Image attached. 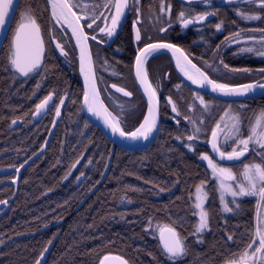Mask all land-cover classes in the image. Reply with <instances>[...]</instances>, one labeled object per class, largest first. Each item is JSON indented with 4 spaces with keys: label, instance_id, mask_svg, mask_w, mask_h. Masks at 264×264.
Returning a JSON list of instances; mask_svg holds the SVG:
<instances>
[{
    "label": "trees",
    "instance_id": "obj_1",
    "mask_svg": "<svg viewBox=\"0 0 264 264\" xmlns=\"http://www.w3.org/2000/svg\"><path fill=\"white\" fill-rule=\"evenodd\" d=\"M237 4L228 2L215 8L217 15L207 35L210 48L202 43L191 52L208 60L219 56L229 68L252 71L263 67L264 61L233 56V48L216 52L217 46L226 44L225 38L236 31L264 29V11L260 20L247 23L235 14ZM45 6V0H20L13 25L21 9L27 7L42 19ZM221 21L218 31L215 25ZM10 35L0 50V168L18 166L40 149L56 106L61 121L51 147L38 162L25 168L19 186L0 187V203H6L0 217V264H35L57 235L46 264H100L104 257L114 254L130 264H239L257 231L258 200L238 198L240 207L236 209L229 199L227 203L234 210L224 214L218 183L200 159L209 152L208 147L204 144L190 150L186 146V136L193 135L192 118L196 117L202 128L200 135L207 139L226 106L238 103L214 100L208 111L190 95L186 102H178L177 117L162 115L160 133L151 147L129 152L116 147L87 121L78 75L70 78L53 53L39 74L16 81L8 67ZM199 39L204 41L203 36ZM233 76L220 75L219 79L250 81V77ZM49 93L55 96V107L46 120L35 124L31 116ZM246 102L252 105L247 108L248 115L264 110L263 103ZM130 107V115L120 125L125 132L135 130L147 111L142 101L130 103ZM16 120L19 123H13ZM110 159L109 174L102 181ZM5 179L0 177V184ZM205 180L209 230L199 240L192 234L198 223L197 215H193L194 196L196 186ZM95 187L98 189L76 210ZM158 225H170L186 238L187 254L182 259L173 262L167 258ZM229 235L232 240L227 239Z\"/></svg>",
    "mask_w": 264,
    "mask_h": 264
},
{
    "label": "snow or ice",
    "instance_id": "obj_2",
    "mask_svg": "<svg viewBox=\"0 0 264 264\" xmlns=\"http://www.w3.org/2000/svg\"><path fill=\"white\" fill-rule=\"evenodd\" d=\"M46 2L51 6L52 9V18L56 20L57 23H62L67 25L71 29L72 35L77 40V45L80 47V61H81V72L85 76L86 88L84 91V104L87 107V111L93 115L100 117L102 115L100 109L97 107V99L99 92L97 91L95 84V76L92 71V55L90 50L87 47V41L89 36L85 34L84 28L89 29L93 28V25L96 24L97 20H103L104 27H99V32L104 33L106 37L111 38L116 34L117 28L122 26V20L125 18V10H132L137 13L139 16L140 9L136 7L140 0H100L99 3L96 0H92L91 5H86L84 0H46ZM209 0H185V3L192 5L195 3H208ZM231 2V0H229ZM244 3L256 4L259 8L264 11V0H243ZM13 7V0H0V31L5 27V18L9 17V9ZM77 9L81 14L78 15ZM100 9H106L107 15L104 11ZM114 9V11H113ZM15 9L13 8V11ZM160 11L162 13H168L170 15L171 6L168 5L165 7L163 2L161 3ZM193 9L190 7L187 12L184 10L180 11L177 14V20L183 28H187L189 25L194 23H201L207 20L209 17L216 16L217 12L215 11H203L192 15ZM237 15L244 20H260L262 17L259 14L248 15L242 12H238ZM11 17H9L10 19ZM81 20H85L86 24L82 25ZM90 21V22H89ZM139 20L134 21L133 26L138 23ZM223 21L215 25L216 30H221ZM169 26L171 23L169 22ZM95 31V29H94ZM160 31H167V28H161ZM262 33L261 37V47L254 49L253 47L241 48L240 52L242 53H253L256 55L264 57V29H259ZM242 33L237 32L231 37H226V44H231L233 42H239ZM5 40H8V36L5 34ZM54 38V37H53ZM91 39L96 41L97 36H91ZM135 40L140 41L141 35L140 30L136 29ZM98 43H104V39L101 38ZM220 45L217 46L219 49ZM56 48L60 50V54L67 56V52L64 51V48L61 44H56ZM159 49H168L173 52V55L180 53V56L177 57V67L181 69L186 78L190 80L193 84H197L200 87H210L213 93H219L224 96H244L249 93H254L257 90L264 92V80L256 81L253 83L243 84L236 87L230 86L225 83H217L215 80L210 79L208 75L204 72H201L195 64L192 63L191 59L176 45L170 43H147L143 48L137 49V55L135 56V69H136V78L139 81L140 85L143 87L145 94L148 97L149 107L147 109V114L144 116L143 122L140 123L139 127L130 133L125 132L121 128V120L123 119V114L126 111V106H120V112L117 116H112L108 112L107 108H103V112L106 114L104 116V124L111 129L113 134L118 133L120 137L130 138L132 140H148L152 135L154 130H157V116H158V99H157V89L153 87L152 83L148 79V72L145 67L147 57L157 52ZM44 53V40L41 37V25L37 23L31 9H26L21 16V23L17 27L15 33L13 34L9 42V55L7 59L10 63L12 69L15 72L19 73L23 77H28L30 73L37 72L41 67V62L43 59ZM183 60L184 64L181 65L180 61ZM225 69L228 68V65L223 64V61L220 62ZM85 64H87V71L85 69ZM190 69H195V72L198 76L193 75L190 72ZM233 71H240L239 69H233ZM244 71H248L244 69ZM264 72V69L260 70ZM39 74V72H37ZM91 80V83L89 81ZM115 87V85H113ZM177 88L180 86L177 85ZM117 91H122L124 96L130 97L131 92L124 91L122 88H117ZM195 99L200 101V104L204 106V109L207 110L209 105L203 99L202 96L197 94ZM52 100V95L49 94L44 100L36 105V114H39L41 110L45 109L49 101ZM168 103L172 104V111L177 112L176 105L172 102L171 98L168 99ZM60 104H64V99L60 100ZM55 107V106H54ZM103 105H101V108ZM231 109H229L225 115H230ZM56 116H60V108L56 107L55 109ZM177 114H179L177 112ZM223 120V117L221 118ZM232 127L229 129L228 133L225 135V140L232 139L236 143V147L232 149L231 152L221 151L220 148L215 143L218 137V130L223 131L221 128V123H217L216 127L212 130V148L213 151L218 153L221 159L227 160H236L240 157H243L245 153L249 151L250 142H254L264 149V113L258 117L256 125L249 129V134L247 139H242L241 135V116L236 113L231 115ZM195 123V121H191ZM15 123V121H13ZM179 123V121H177ZM200 129L196 128L195 132H199ZM179 138V137H178ZM197 137L195 135H190L187 137L189 141L195 140ZM191 149V145H186ZM242 146V147H241ZM264 156V153L261 154ZM200 159L207 161L208 167L212 171L213 177L219 181L218 189L220 191V202L223 205L222 210L224 212H232L234 209L229 207L228 203L225 202V193L232 197L231 204L235 206L236 209H239L240 204L237 201V197H259L260 201H264V165L262 164H252L244 165V171L242 175L244 180L247 182H240L234 188L232 184L227 183V181H235L237 178L233 174V171L230 167H221L216 163L212 157L207 154H202ZM79 163V160L76 161V164ZM76 164H73L72 167L75 168ZM23 167V165H21ZM19 171V169H17ZM71 174V170L68 175ZM83 175V173H81ZM67 176L65 177V179ZM207 181H201L199 185L196 186V192L199 194L203 191ZM197 203H195L194 208L198 209L199 212H193V215L199 216L198 225L194 228L193 235H197L203 232L209 227V211L205 209L204 204L207 200V192H204L203 196H196ZM159 238L163 246L164 253L167 254V258L171 261H176L177 259H182L187 254V247L184 243V239L176 231V229L170 225L159 226ZM228 240H232L231 235L228 236ZM258 239V244H257ZM200 242V241H198ZM251 249V252H249ZM43 255V254H41ZM109 257H104V260H108ZM119 259V258H117ZM256 264L259 261V264H264V228L258 227L255 234L252 236L251 241L247 245L244 253L242 254L239 264ZM36 264H41V260H37ZM101 264H104V261H101ZM121 264H126V261H121ZM235 264V262H234Z\"/></svg>",
    "mask_w": 264,
    "mask_h": 264
},
{
    "label": "flooded vegetation",
    "instance_id": "obj_3",
    "mask_svg": "<svg viewBox=\"0 0 264 264\" xmlns=\"http://www.w3.org/2000/svg\"><path fill=\"white\" fill-rule=\"evenodd\" d=\"M217 1L218 0H209L208 3H195L192 5H188L185 3V0H140V3L136 6L140 9L139 16H137V13L135 11L126 9L125 18L122 20V26L117 28L116 34L113 35L111 38H108L105 36L104 33L99 32V27H104V22L102 19L97 20L96 24L93 25L92 29H89L87 27L84 28L85 34L89 36L88 43L90 45L92 55H93V60H94V65H95V70H96V77H97V82H98L100 93L102 95L104 102L108 106L109 110L115 116H117V114L120 112V106L124 104L126 106V111L124 112L123 119L121 121L124 120V122H126V119H127L126 117L130 115L129 113L131 110L130 103H134L138 101H142L143 105H145L146 107L145 109L147 110V104H146L143 94L141 93L138 87V84L135 78V71H134L135 70V56L138 54L137 49L143 48L147 43H170V44L176 45L177 47L181 48L197 66L203 69L215 81L222 82V83H231L227 81H221L219 79L221 78L220 75H223V77H225V75L229 76V75L238 74L237 76H239V78L245 76L244 74L246 71L244 72V70L239 69L240 71H233V68H229V67L225 69L223 65L220 63L222 60L221 57L216 58L219 61V65H218L214 62V58L211 60H208L206 58L198 57L193 52H191L192 47L196 45H201L202 43L206 49L210 46L209 44L210 40L207 35L208 34L210 35L211 33L209 27L211 24H213V21L215 20V16H212L210 20L205 22L204 24L197 25V26L189 25L187 28H183L181 24L179 23V21L177 20V14L182 10L187 12L190 7L193 9L191 14L195 15L196 13H200L203 11H215V8L217 6H224L227 4V2L224 3L226 0H222L219 3H217ZM96 2L99 3L100 0H96ZM162 2L165 5V7H167L168 5L171 6L170 15L168 13H162L160 11ZM84 3L90 6L92 3V0H84ZM45 5H46L45 6L46 14L43 15L44 17L42 19H38L33 13L35 18L37 19V23L41 25V37L44 40V47L46 49V57H45L44 66L47 62L48 55L49 54L51 55V53H53L54 59L59 62V64L64 68V71L66 72V74H68L70 78L73 79L75 78L76 74L78 75L79 83L81 84L83 88L80 73H79L78 52L76 49L74 39L72 37L71 29H69L67 25L65 24L57 23L56 20L52 18V9L50 5L46 2V0H45ZM26 9H29V8L25 7L21 9L18 19L14 25H13V20H12V23L8 31V36L11 33L9 42L14 34L15 28L21 21L22 14L25 12ZM17 10H18V5L16 8V11ZM73 11H77V9L74 8ZM100 11H104L106 15L108 14L106 9H100ZM77 14L80 15L81 13L77 11ZM137 20H139V22L136 23L134 27L133 26L134 21H137ZM169 22L171 23V26H169ZM81 24L82 25L86 24V21L81 20ZM161 28H167V31H160ZM10 29H12V32ZM136 29L140 30V35H141L140 41L135 40ZM237 32L242 33L240 38H242L244 33L245 34L246 33L252 34V32H255V34L259 33L257 29H250V30H245V31L241 30V31H236L235 33ZM233 34L229 35L228 37L233 36ZM93 35L97 36L96 41L91 39V36ZM200 36L204 37L203 42H201V40L199 39ZM101 38L104 39L105 41L104 43L97 42ZM5 41L6 40H4V43ZM58 43L63 46L64 51L67 52V56H63L60 54L59 49L56 48V44ZM221 50H222V46L219 47V49L217 48L216 52H220ZM222 52H225V51L222 50ZM8 53H9V47H8ZM252 58L257 59L254 57ZM207 65H209V67ZM8 67L13 72L14 75L20 76L21 80L31 79L37 72H39L43 68V67H40V69H38L37 72L31 73L28 77H23L19 73L15 72L14 69L11 68L9 61H8ZM146 69L148 72L149 81L152 83L153 87L157 89V96L160 100V106H161V110H160L161 119L163 117L162 115H166V117H169V118H171L172 116L177 117L178 116L177 112L179 110L178 102H186L187 99L190 98V95L193 98H195L197 94H199L200 96L203 97V99L206 102L214 103V100H216L186 85L182 81V79L179 77L172 58L170 57V55L166 53L155 52L149 55L146 61ZM261 69H264V66L256 68L255 70H252V71L249 70L251 72V76H250V81H247V82H256V81L264 80V72H261L260 71ZM213 70L215 71L216 74L213 73ZM228 72L230 74H225ZM217 74H220V75H217ZM242 83H246V82L243 81V82L231 83V84H242ZM113 85H115V87H113ZM177 85H179L180 87L177 88L176 87ZM117 88H122L124 91L131 92L132 95L130 97L124 96L122 91L120 92L117 91ZM49 94L53 96V101H52V104L49 110L39 120L34 119V113H35L34 111L31 116V121L33 123L41 124V122L46 120L48 116L50 115V113L53 111L52 108L55 103V96L53 93H49ZM83 94H84V90H83ZM169 98H171L172 102L176 105V108H177L176 113L172 111V104L168 103ZM82 100H83V96H82ZM246 101H253L255 105L259 103L264 104V97L260 99L246 100ZM237 103L238 104H229L228 106H226L223 113L226 111L228 107H230V105H235V106L244 108L243 111L246 114H248L247 108L251 107L252 105L249 104L248 102L245 103V101L237 102ZM81 107H82V104H81ZM82 111H83V108H82ZM260 111L261 110L257 112L256 111L253 112V114L251 115L252 119L255 118V116H257L258 112ZM57 120L59 122H58L57 129L53 136V139H54L58 131L60 121H61V117L56 116V114H54V119L52 121L50 128H48L49 129L48 134L45 137L44 142L42 146L40 147V149L36 151L35 153H33L32 155H30L29 157H27L26 159H24L22 163H20V165L18 166L16 165V167H21V165H23L34 154H36L37 152L43 149L45 141L49 135V132L51 131L52 127L54 126ZM18 121L19 120H16L15 123H19ZM160 130H161V125H160ZM160 130H159V133H160ZM188 136H186V138ZM210 136L206 140L210 139ZM53 139L48 149L51 147L53 143ZM207 142L205 143L206 146H207ZM48 149L45 151V153L42 156H40L38 159L34 160L30 164L38 162L46 154ZM208 149H209V152H205L204 154H207L210 157H212V159L216 160L213 157L209 147ZM262 153H264V149L262 148L261 149H250L249 148V151L245 153V155L241 157L240 159H238L237 161L230 162V163H223V162H220V163L230 164V165L234 164L236 166H240L238 168V170H240L242 166L253 162L255 159H258V157H260L261 161L264 162V156L261 155ZM249 156L250 158H248ZM30 164H28L27 166H29ZM27 166H25L23 170L21 171L20 183H21V180L23 179V174ZM2 177L7 178L4 180V182L12 181L17 177V173L14 172L12 174H9L7 176H2ZM81 179L82 177H80V180ZM11 185L17 186L14 183ZM258 204H259V200H258ZM3 210H4V206L0 209V212Z\"/></svg>",
    "mask_w": 264,
    "mask_h": 264
},
{
    "label": "water",
    "instance_id": "obj_4",
    "mask_svg": "<svg viewBox=\"0 0 264 264\" xmlns=\"http://www.w3.org/2000/svg\"><path fill=\"white\" fill-rule=\"evenodd\" d=\"M20 0H13V7L9 9V17H11L9 19V17H6L5 18V27L2 31H0V50L2 48V45L4 43V36L5 34L7 35L8 33V30L10 28V25L12 23V20L14 18V14H15V11H16V8H17V5H18V2ZM51 7V6H50ZM13 8L15 9L13 11ZM211 17H209L207 20H205L204 22H201V23H194L192 24L191 26H197V25H201V24H204L205 22L209 21ZM21 23V21H20ZM19 23V24H20ZM19 24L17 25V27L19 26ZM17 27L15 28V31L17 29ZM14 31V33H15ZM73 39H74V42H75V45H76V49H77V52H78V60H79V73H80V77H81V81H82V85H83V90L85 91V88H86V83H85V76L84 74L81 72V61H80V47L77 45V40L76 38L72 35ZM87 47L88 49L90 50L91 52V55H92V51H91V48H90V45L87 41ZM177 47V46H176ZM179 48V47H178ZM181 49V48H180ZM182 50V49H181ZM183 51V50H182ZM60 52V50H59ZM159 52H162V53H166L168 55H170V57L172 58L173 62H174V65L176 67V70H177V73L179 75V77L182 79V81L188 85L190 88L196 90V91H199L201 93H204L205 95H208L212 98H215V99H218V100H222V101H226V102H244L246 100H255V99H260L262 97H264V92H261L260 90H257L256 92L254 93H249L247 95H244V96H224V95H221L219 93H213L210 89V87H200L199 85L197 84H193L190 80H188L186 78V76L184 75V73L181 71V69L179 67H177V57L180 56V53H176L175 55H173V52L171 50H168V49H159L157 50V53ZM184 52V51H183ZM185 53V52H184ZM186 54V53H185ZM151 55V54H150ZM187 55V54H186ZM188 56V55H187ZM45 57H46V49L44 47V53H43V59H42V62H41V67L44 66V63H45ZM148 58V57H147ZM192 61V60H191ZM181 65L184 64V61L181 60L180 61ZM193 64H195L193 61H192ZM196 65V64H195ZM145 67H146V64H145ZM197 68H199L197 65H196ZM85 69L87 71V64H85ZM201 70V72H204L201 68H199ZM92 71L94 73V76H95V84H96V88H97V91L99 92V96H98V99H97V107L98 109H100L102 115L100 117H97L95 115H93L92 113H89L87 111V107L86 105L84 104V94H83V100H82V108H83V113L86 117V119L91 123L93 124L94 126L98 127L102 133L106 136L107 139H109L110 142H112L115 146L119 147V148H122L126 151H131V152H137V151H142V150H145L147 148H149L157 139L158 135H159V130H160V125H161V114H160V110H161V106H160V100L157 96V99H158V116H157V130H154L152 135L149 137L148 140H143V139H138V140H132L130 138H124V137H120L118 133L116 134H113L111 129L108 128L105 124H104V116L106 115L104 112H103V108H107L108 112L111 113L112 116H115L108 108V106L106 105V103L104 102L103 98H102V95L100 93V90H99V86H98V82H97V77H96V70H95V65H94V60H93V55H92ZM135 71V78H136V69L134 70ZM192 71V70H191ZM192 73V72H191ZM194 74L193 75H196L198 76L195 72H193ZM206 75H208L206 72H204ZM31 74V73H30ZM29 74V75H30ZM209 77V75H208ZM210 78V77H209ZM149 79V78H148ZM211 79V78H210ZM136 81H137V84H138V87L141 91V93L143 94L144 98H145V101H146V104H147V109L149 107V104H148V97L147 95L145 94L144 92V89L143 87L140 85L139 81L137 80L136 78ZM89 83H91V80L89 81ZM218 83V82H217ZM248 83H253V82H248ZM248 83H242V84H236V85H230V86H233V87H236V86H239V85H243V84H248ZM52 101H53V96H52V100L49 101L48 105L45 107V109L41 110V112L39 114H36V111L34 113V119L35 120H39L40 118H42L46 112L49 110L51 104H52ZM101 105H103V107L101 108ZM176 113V112H175ZM147 114V112H146ZM58 120L56 121V123L54 124L53 128L51 129V131L49 132V135L45 141V144H44V147L42 150H40L39 152H37L36 154H34L30 159H28L24 164H23V167H16V166H9V167H2L0 168V176H7L9 174H12L14 172L17 173V177L12 180V181H6V182H3L0 184V187L3 186V185H11V184H16L17 186L19 185L20 183V178H21V171L23 170V168L25 166H27L28 164H30L31 162H33L34 160L38 159L40 156H42L45 151L48 149V147L50 146V143L53 139V136H54V133L57 129V126H58ZM136 130V129H135ZM134 130V131H135ZM130 133V132H129ZM212 141H213V138H212V135L209 139V141L207 142V146L210 148V151L213 155V157L219 161V162H223V163H230V162H234V161H237L238 159L236 160H227V159H221L219 154L214 152L213 151V148H212ZM215 143L217 144V146L219 147L218 145V141L216 139ZM241 158V157H240ZM239 158V159H240ZM111 162V159L108 163V166H107V169H106V172L104 174V177L102 179V181H104L106 179V177L108 176L109 174V171H110V163ZM17 169H19V171H17ZM97 190L94 189L92 190L82 201L81 203L78 205V207L76 208V210H79L87 201L88 199L90 198V196ZM6 203L5 202H1L0 203V209L5 206ZM5 212V210L1 211L0 212V217L3 215V213ZM59 238V235H57L48 245L47 247L45 248V250L42 252L43 255H40L39 256V260H41V264H46L47 260H48V257L52 251V249L54 248V245L56 243V241L58 240ZM1 239V237H0ZM162 244V243H161ZM163 247V246H162ZM107 257H109L108 260H103L104 261V264H121V261H126V264H130L126 259H124L123 257H120L118 255H108ZM119 258V259H117ZM37 259V260H38ZM36 264V262H35ZM101 264V262H100Z\"/></svg>",
    "mask_w": 264,
    "mask_h": 264
},
{
    "label": "rangeland",
    "instance_id": "obj_5",
    "mask_svg": "<svg viewBox=\"0 0 264 264\" xmlns=\"http://www.w3.org/2000/svg\"><path fill=\"white\" fill-rule=\"evenodd\" d=\"M221 1L222 0H218L217 3L221 2ZM226 2L228 3L229 0H226L224 3H226ZM231 2L233 4L238 3L237 5H235V7H236L235 8V14L236 15H237L238 12H242V13L248 14V15H254V14L261 15L262 14L261 13L262 10L256 4L244 3L243 0H231ZM237 17L241 18L239 15H237ZM242 20L247 22V23H249V22H257L258 21V20H244V19H242ZM261 37H262V33L260 31H259L258 34H255V32H252V34L251 33H248V34L244 33L242 38L239 39V42H233L231 44H223L222 50L227 51L228 49H232L233 48L234 49L233 56H236V57L249 56L251 58L254 57V58H257V59L264 60V57L256 55L255 52H253V53H242V52H240V49L241 48H245V47H253L254 49L260 48L261 47ZM218 53H220V52H218ZM216 58H219V56L214 57V62L219 65V61ZM207 66L209 67V65H207ZM214 70H213V73H215ZM217 75H220V74H217ZM13 76H14V79L16 81H20L21 80L20 76H18V75H13ZM250 76H251V72L250 71H246L245 72V78L250 77ZM231 77H232V79L235 78L233 75H231ZM243 78L244 77H241L239 79H243ZM196 103L204 108V106L200 104V101L198 99H196ZM207 103L209 105V107H208V109H209L213 105V102H207ZM56 107H58V106H56ZM229 109H231V113H230V115L226 116L225 113ZM243 109L244 108L239 107V106L230 105V107H228L226 109V111L222 115L223 120L221 119L222 118L221 117L220 120L218 121L219 123H221V128L223 129L222 132H220L218 130V137H217L218 145H219V148H220L221 151L231 152L232 149L237 146L236 143L232 139H229L227 141L225 140V135L228 133L229 129L232 127V120H231V115L232 114L238 113L241 116V118H242V122H241L242 135H241V138L242 139H247L248 134H249V129L256 125V121H257L258 117H260L261 114L264 113V110H261L260 112H258L257 116H255V118L252 119L251 115L246 114L243 111ZM195 118H192V120H191V121H195V123L191 122V128H192V134L195 135L197 138L195 140H193V141H189L188 139L186 141L187 145H191V149L190 150H197V148H195V147H201L208 141V140H206V138H204L203 136L200 135L201 131H202V128L196 122L197 119H195ZM196 128L200 129V131L198 133L195 132ZM249 148L250 149H261L260 146L258 144H256V143H254V142H250ZM214 161L216 163H218L221 167H230L232 169L233 174L236 176L237 179L235 181H227V183L232 184V186L234 188L240 182H244L245 184L247 183L244 180V176L242 175V173L244 171V166H242V168L240 170H238V168L240 166H236L234 164H231V165L230 164H222V163H220V162H218L216 160H214ZM203 162H205L207 164V161H203ZM252 164H262V165H264V162L261 161L260 157H258V159H255L253 162H251V163H249L247 165H252ZM207 166H208V164H207ZM210 171H211V169H210ZM211 173H212V171H211ZM216 181L219 184V181L218 180H216ZM204 192H206L205 186H204V189H203V191L201 193H199V194L197 192L195 193L194 205H195V203H197L196 196L197 195L203 196ZM219 194H220V191H219ZM224 195H225V202L226 203L228 202L229 199H232V197L230 195H228L227 193H225ZM245 197H248V196H245ZM238 198H243V197H237L236 199H238ZM256 198H258V200H259L258 212H257V214H258V216H257V228L258 227L264 228V201H260L259 197H256ZM207 202H208V196H207V200H206V202L204 204L205 209H206ZM221 206L223 208L222 204H221ZM195 212H199V210L195 209ZM223 213L224 214H229L230 212H224L223 211ZM197 218H198V222H199V216L198 215H197ZM197 225H198V223H197ZM208 230H209V227L207 229H205L203 232L197 234L199 240H200V236L203 233L207 232ZM157 232L159 233V229H157ZM249 264H251V261H249ZM256 264H259V261H257Z\"/></svg>",
    "mask_w": 264,
    "mask_h": 264
},
{
    "label": "bare ground",
    "instance_id": "obj_6",
    "mask_svg": "<svg viewBox=\"0 0 264 264\" xmlns=\"http://www.w3.org/2000/svg\"><path fill=\"white\" fill-rule=\"evenodd\" d=\"M18 4H19V2H18ZM8 31H9V30H8ZM7 36H8V33H7ZM189 70H190V72H192V74H194L193 72H195V69H190V68H189ZM191 70H192V71H191ZM195 73H196V72H195ZM196 74H197V73H196ZM197 75H198V74H197ZM88 122H89V121H88ZM89 123H90V122H89ZM92 125H93V124H92ZM95 127H96V126H95ZM100 131H101V130H100ZM101 132H102V131H101ZM108 140H109V139H108ZM152 145H153V144H152ZM152 145H151V146H152ZM151 146H150V147H151ZM116 147H117V146H116ZM118 148H119V147H118ZM121 149H122V148H121ZM129 152H131V151H129ZM96 188L98 189V187H95L94 189H96ZM94 189H92V190H94ZM92 190H91V191H92ZM91 191H90V192H91ZM114 255H116V254H114ZM118 256H120V255H118ZM120 257H122V256H120Z\"/></svg>",
    "mask_w": 264,
    "mask_h": 264
}]
</instances>
